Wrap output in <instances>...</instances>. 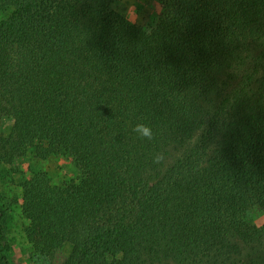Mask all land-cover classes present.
<instances>
[{
	"label": "trees",
	"instance_id": "1",
	"mask_svg": "<svg viewBox=\"0 0 264 264\" xmlns=\"http://www.w3.org/2000/svg\"><path fill=\"white\" fill-rule=\"evenodd\" d=\"M154 1L142 26L121 0H0V161L77 174L25 177L26 239L46 264H264V0Z\"/></svg>",
	"mask_w": 264,
	"mask_h": 264
},
{
	"label": "rangeland",
	"instance_id": "2",
	"mask_svg": "<svg viewBox=\"0 0 264 264\" xmlns=\"http://www.w3.org/2000/svg\"><path fill=\"white\" fill-rule=\"evenodd\" d=\"M128 18L142 26L148 25L158 10V4L154 0H121ZM6 121V126H11ZM32 171H46L57 181L59 178L70 179L76 177L74 165L65 158H50L39 160L30 150L22 158L17 159L13 165L0 161V208L5 213L3 229L5 240L8 244V257L10 264H46L47 262L35 255L25 236L27 220L22 214L21 183ZM252 221L258 224L264 222L259 214L250 216ZM70 245H65L58 253L55 262H61L70 253Z\"/></svg>",
	"mask_w": 264,
	"mask_h": 264
},
{
	"label": "clouds",
	"instance_id": "3",
	"mask_svg": "<svg viewBox=\"0 0 264 264\" xmlns=\"http://www.w3.org/2000/svg\"><path fill=\"white\" fill-rule=\"evenodd\" d=\"M133 131L137 133L141 139H148V140L153 139L152 128L147 124L139 123L135 125V127L133 128Z\"/></svg>",
	"mask_w": 264,
	"mask_h": 264
}]
</instances>
